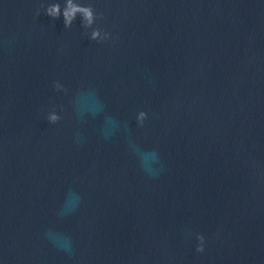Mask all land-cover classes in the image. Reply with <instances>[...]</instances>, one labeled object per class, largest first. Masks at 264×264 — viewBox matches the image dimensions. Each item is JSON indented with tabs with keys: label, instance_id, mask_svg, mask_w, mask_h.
I'll return each mask as SVG.
<instances>
[{
	"label": "water",
	"instance_id": "obj_1",
	"mask_svg": "<svg viewBox=\"0 0 264 264\" xmlns=\"http://www.w3.org/2000/svg\"><path fill=\"white\" fill-rule=\"evenodd\" d=\"M0 264H264V0H0Z\"/></svg>",
	"mask_w": 264,
	"mask_h": 264
},
{
	"label": "clouds",
	"instance_id": "obj_2",
	"mask_svg": "<svg viewBox=\"0 0 264 264\" xmlns=\"http://www.w3.org/2000/svg\"><path fill=\"white\" fill-rule=\"evenodd\" d=\"M80 9H78L75 6H72L71 4L69 5V8L65 10V18L66 21H70L72 18H74L76 11H78ZM52 15H58L59 14V5H54L51 9H50V13ZM85 15L90 19L91 17V13L88 12L87 10H85Z\"/></svg>",
	"mask_w": 264,
	"mask_h": 264
}]
</instances>
